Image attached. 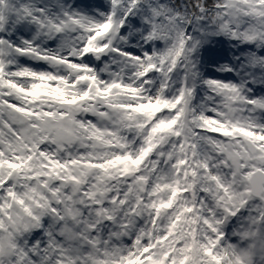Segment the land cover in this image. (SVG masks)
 Here are the masks:
<instances>
[{
	"label": "snow or ice",
	"instance_id": "snow-or-ice-1",
	"mask_svg": "<svg viewBox=\"0 0 264 264\" xmlns=\"http://www.w3.org/2000/svg\"><path fill=\"white\" fill-rule=\"evenodd\" d=\"M256 86L264 0H0V264H250Z\"/></svg>",
	"mask_w": 264,
	"mask_h": 264
},
{
	"label": "clouds",
	"instance_id": "clouds-1",
	"mask_svg": "<svg viewBox=\"0 0 264 264\" xmlns=\"http://www.w3.org/2000/svg\"><path fill=\"white\" fill-rule=\"evenodd\" d=\"M253 231L256 230L253 229ZM237 247L242 253L248 255L250 264H264V244H261L260 242L251 243L245 238L237 243ZM0 259L8 262L10 258L5 255Z\"/></svg>",
	"mask_w": 264,
	"mask_h": 264
},
{
	"label": "trees",
	"instance_id": "trees-1",
	"mask_svg": "<svg viewBox=\"0 0 264 264\" xmlns=\"http://www.w3.org/2000/svg\"><path fill=\"white\" fill-rule=\"evenodd\" d=\"M85 1L92 8L100 7V4H105V7L107 6V0H85ZM52 2H54V0H52ZM211 47L212 48H220V47H223V48L226 49V48H229L230 45L226 41H224L221 45H217V44L213 43L211 45ZM212 56H214V52H212L211 50L206 51V52H204L203 50L201 51V57L205 61H207ZM229 59H231V53H229ZM204 69H205L206 74H207V72H215V66L212 63H210V62H206L204 64ZM255 90L256 91H259V90H264V89H261L259 86H256V89Z\"/></svg>",
	"mask_w": 264,
	"mask_h": 264
},
{
	"label": "rangeland",
	"instance_id": "rangeland-1",
	"mask_svg": "<svg viewBox=\"0 0 264 264\" xmlns=\"http://www.w3.org/2000/svg\"><path fill=\"white\" fill-rule=\"evenodd\" d=\"M66 2H68V3H70V4H72L73 6L78 7V8H84V9L91 8V9H95V8L90 7V6L86 3L85 0H66ZM100 7H101V8L105 7V4H100ZM25 62H26V61H23V60H22V63H25ZM32 66H33V67H39V68H41L42 70L47 69V66H46V65H43V64H40V65H35V64H33ZM207 74H208V75H215V76H218L219 78H222V79H224V78H226V79H231L230 76L225 77V75H227V74H221V73L216 72V71H215V72H207ZM256 93H257V95L264 94V90L256 91ZM88 119H92V117L89 116ZM237 226H238V225H234L233 227H237ZM229 229H230V233H231V231H232V227H230ZM232 242H236V237H233V238H232Z\"/></svg>",
	"mask_w": 264,
	"mask_h": 264
}]
</instances>
